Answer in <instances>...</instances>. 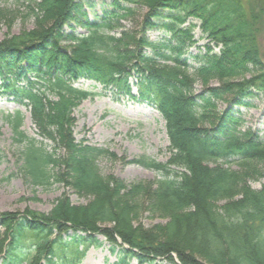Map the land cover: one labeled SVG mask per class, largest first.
Instances as JSON below:
<instances>
[{
    "label": "trees",
    "instance_id": "obj_1",
    "mask_svg": "<svg viewBox=\"0 0 264 264\" xmlns=\"http://www.w3.org/2000/svg\"><path fill=\"white\" fill-rule=\"evenodd\" d=\"M27 2L35 29L0 43V95L30 108L41 139L22 131L19 111L6 118L23 147L18 166L34 186L56 181L91 199L74 206L64 195L48 215L0 214V264H78L104 248L101 239L116 264H264V185H250L264 180V140L238 131L240 109L264 94V0ZM132 7L146 12L128 31L121 21ZM189 18L201 21L205 35L196 53ZM213 80L221 84L211 87ZM81 81L162 116L169 161L131 162L157 175L152 185L103 177L97 161L109 151L73 137L74 111L88 96L76 88ZM44 141L58 148L52 153ZM253 164L261 167L250 174ZM143 211L165 224L136 225Z\"/></svg>",
    "mask_w": 264,
    "mask_h": 264
},
{
    "label": "rangeland",
    "instance_id": "obj_2",
    "mask_svg": "<svg viewBox=\"0 0 264 264\" xmlns=\"http://www.w3.org/2000/svg\"><path fill=\"white\" fill-rule=\"evenodd\" d=\"M132 9L131 15L121 21L123 29L128 31L138 28L142 16L146 12V8L132 7ZM190 25H194V27L191 28ZM185 26L194 37L195 43L192 46V51L196 53L198 47L200 48L206 43L201 21L189 18ZM35 27V19L27 0H0V43L31 32ZM261 29L259 47L260 58L264 64V26ZM118 32L121 31L118 30ZM160 37L159 33L149 34L152 42H156ZM61 45L71 49L75 44L72 41H63ZM159 51L163 52L164 50ZM157 62L160 65L173 67L171 63L166 64L162 60ZM189 74H192L191 71ZM130 82L135 83L134 78ZM1 84L0 82V87ZM220 84L215 80L209 82L211 87ZM24 85L26 82H20L16 87ZM76 88L86 91L88 96L74 111L73 137L76 141H84L93 148L109 151V156L97 161L100 174L106 178H115L126 186L152 185L157 179V175L153 171L131 164V162L141 157L163 164L169 161V140L162 116L155 110L133 104L126 96L115 95L113 92L105 90L95 82L81 81L76 84ZM196 88L197 93L202 91L201 81H197ZM218 104L220 109L226 107L221 103ZM250 104V107L240 109L241 122L238 131L243 133L251 129L264 140V94L257 95L250 101ZM16 111H19L23 117L22 131L29 137L41 141L37 135L38 131L30 108L14 103L6 95H0V214L22 216L29 212H36L48 215L57 200L64 195L74 206L87 205L91 199L89 196L79 195L56 181L47 187L34 186L25 176L23 170H20L18 162L23 147L16 141L12 127L6 119L8 116H13ZM44 145L52 153L58 148L51 141H44ZM60 153L62 151L57 152V154ZM253 166L255 167L251 169L250 174L259 172L261 167L259 164H253ZM232 169L240 171L241 168L233 165ZM250 185L253 189L260 190L264 185V180L259 177L253 178ZM223 204L219 203V206ZM135 224L152 228L165 224V221L143 211ZM4 232L5 229L0 227V239ZM101 240L104 242V248L90 249L86 257L78 264H116L118 262V257L109 253V246L105 240ZM129 264L138 263L131 260Z\"/></svg>",
    "mask_w": 264,
    "mask_h": 264
}]
</instances>
